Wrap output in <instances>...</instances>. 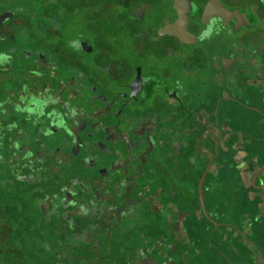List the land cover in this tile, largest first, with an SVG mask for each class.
<instances>
[{"label":"flooded vegetation","instance_id":"af4514ba","mask_svg":"<svg viewBox=\"0 0 264 264\" xmlns=\"http://www.w3.org/2000/svg\"><path fill=\"white\" fill-rule=\"evenodd\" d=\"M34 18L43 37L30 49L21 36ZM115 35L137 50L138 64L105 38L90 55L85 36ZM185 46L195 56L181 58ZM0 50L60 72L47 82L67 84L79 103L62 119L30 121L23 147L14 141L24 130L6 129L11 187L15 178L22 192L34 184V200L49 204L24 211L34 240L16 243L20 264H264L263 216L206 196L214 168L212 159L200 167L194 138L215 129L205 113L216 117L232 99V73L240 70L241 90L246 71L262 67L264 0H0ZM227 50L224 75L215 66L208 82L200 56ZM18 148L29 155L19 159Z\"/></svg>","mask_w":264,"mask_h":264},{"label":"crops","instance_id":"0c3cea01","mask_svg":"<svg viewBox=\"0 0 264 264\" xmlns=\"http://www.w3.org/2000/svg\"><path fill=\"white\" fill-rule=\"evenodd\" d=\"M251 57L248 53L242 56L243 60ZM237 71L240 70L236 74ZM234 73L230 79L234 88H229L232 99L224 102L216 117L205 113L207 123L215 124V129L211 134L204 129L195 134L196 152L202 162L200 167L212 159L214 169L205 183L207 197L214 199L220 209L238 215L256 212L264 218V58L258 71H246L247 80L241 90ZM55 74L60 72L35 59H19L0 50V131L4 136L7 127L27 132L30 121L62 119L71 107L79 106L72 102L71 94L75 91L67 84L48 83ZM27 134H22L18 141L30 142ZM184 136L192 138L191 133ZM1 151L5 152V146Z\"/></svg>","mask_w":264,"mask_h":264},{"label":"trees","instance_id":"16d2710c","mask_svg":"<svg viewBox=\"0 0 264 264\" xmlns=\"http://www.w3.org/2000/svg\"><path fill=\"white\" fill-rule=\"evenodd\" d=\"M4 124L6 123H2V125ZM1 133L2 131H0V264H20L19 255L17 254L19 247L16 243L23 240H34L33 229L30 227L34 221H24V219L31 217V215L24 211L31 208L47 207V205L49 207V204L40 205L38 200H34L36 199L34 198L36 194V186L34 184L27 186L25 192H22L18 186V178H15L14 187H11V183L8 180L13 177L10 161L5 152L1 151L2 147L6 146L8 142L5 140L3 133ZM14 142L16 145L25 146V142L23 141L15 139ZM32 142L37 148L41 141L34 137ZM41 144L47 146L48 140H43ZM17 151L19 159H24L29 155L28 148ZM42 177L43 174L37 171L33 172V176L30 179L35 182V180L38 181ZM9 242L14 244L10 245L8 244ZM10 249L13 252L8 255L6 252ZM29 256L28 254L27 257Z\"/></svg>","mask_w":264,"mask_h":264},{"label":"rangeland","instance_id":"374dc122","mask_svg":"<svg viewBox=\"0 0 264 264\" xmlns=\"http://www.w3.org/2000/svg\"><path fill=\"white\" fill-rule=\"evenodd\" d=\"M26 16L28 17V14H26ZM31 22H32V24H33V28H32V30L30 31V32H26L27 34H26V36H21V38L22 39H30L35 45H31L30 47H28V48H32V49H36L37 48V41H39V39L40 38H42L43 36H36V34H35V28H36V30H37V19L35 20V18L34 19H31ZM69 29V28H68ZM70 29H72V26H70ZM69 29V30H70ZM109 31L112 33H114V31H116V29H114L113 27L112 28H109ZM76 38V36H69V39L71 38V39H73V38ZM74 38V39H75ZM104 38H105V40L106 39H108L109 41H111L112 42V44H113V46L114 47H116V48H118V50H119V52H118V55H117V57L118 56H124V57H126V59L128 60V62H130L131 64H138L139 63V59H138V52H137V50L134 48V51H132L133 50V48H132V50H131V48L130 47H127L126 45H125V43H124V39H126V37H124V36H119V35H115V36H102V40H97V38H96V36H85V40L87 41V45L88 46H90L91 48L92 47H95V50H91L89 53H90V55L93 57H96L97 55V53H98V49L101 47L100 45H102V44H105V40H104ZM129 38V37H128ZM127 38V39H128ZM47 42V41H46ZM70 42V41H69ZM48 43V42H47ZM109 43V42H108ZM107 43V44H108ZM236 43V42H235ZM23 46V45H22ZM22 49H24L23 47H22ZM185 51L182 53V54H180V57L182 58V57H184V56H195V54H193V52H191V50H192V47H190V46H185V49H184ZM21 51H24V50H21ZM36 51V50H35ZM185 54V55H184ZM199 56V55H198ZM197 56V57H198ZM93 57V58H94ZM200 58H201V64H204V65H209L210 66V69H206V72H204L203 73V78L205 79H207V81L208 82H210V80H211V78H213L215 75H218V74H216V72H215V70H214V68H215V66H217V67H219V68H221L220 70H221V74H219L220 76H223L224 75V73H223V67L225 66V64H228V63H230L231 62V60H232V55H231V53L229 52V50H227V52H225V53H220V52H216V53H213L212 54V57H210V56H207V55H201L200 56ZM33 59H35L36 60V58H33ZM113 59H115L116 61L117 60H119V59H117L116 57H113ZM198 63H199V61H198ZM212 68V69H211ZM139 97V96H138ZM132 98V100L131 101H129L130 103H135V101H134V99L136 100V101H140V99L138 100V98L137 97H135L134 98V96L133 97H131ZM152 106H156V105H153L152 103L149 105V107L151 108ZM184 107H186V106H184ZM180 109H182V106H174V109H172L170 112L172 113V114H178V111L180 110ZM194 111V108H192L191 109V111H189L190 113H192ZM171 165H173L174 166V163H172Z\"/></svg>","mask_w":264,"mask_h":264},{"label":"water","instance_id":"95a60500","mask_svg":"<svg viewBox=\"0 0 264 264\" xmlns=\"http://www.w3.org/2000/svg\"><path fill=\"white\" fill-rule=\"evenodd\" d=\"M9 50H10V52L14 53V50H13L12 48H10ZM24 57H26V56H22V58H24ZM205 175H206V173L204 174V176H203V178H202V182H203V180H204V178H205ZM202 182H201V183H202Z\"/></svg>","mask_w":264,"mask_h":264}]
</instances>
